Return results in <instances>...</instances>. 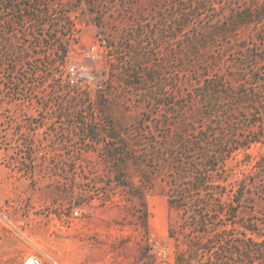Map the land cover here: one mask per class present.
<instances>
[{"label":"rangeland","instance_id":"rangeland-1","mask_svg":"<svg viewBox=\"0 0 264 264\" xmlns=\"http://www.w3.org/2000/svg\"><path fill=\"white\" fill-rule=\"evenodd\" d=\"M22 1L0 0V264H264V0Z\"/></svg>","mask_w":264,"mask_h":264},{"label":"built area","instance_id":"built-area-1","mask_svg":"<svg viewBox=\"0 0 264 264\" xmlns=\"http://www.w3.org/2000/svg\"><path fill=\"white\" fill-rule=\"evenodd\" d=\"M98 43L100 46L104 45V41L99 40ZM95 46H91V50H94ZM85 55L89 56V50L85 52ZM84 71V68L82 64H80L78 61L69 62L66 65V74H67V80L70 83H76L78 81V78L80 77L81 72ZM0 217H4V210L0 209ZM24 264H44L43 261L40 259V257L29 254L24 259ZM50 264H64L62 261H59L57 259L51 258Z\"/></svg>","mask_w":264,"mask_h":264},{"label":"trees","instance_id":"trees-1","mask_svg":"<svg viewBox=\"0 0 264 264\" xmlns=\"http://www.w3.org/2000/svg\"><path fill=\"white\" fill-rule=\"evenodd\" d=\"M9 1H11V0H6V3H8ZM18 1V4H13L14 6H15V8H18L19 7V5H21V4H24V6H27L28 8H30V9H34L35 7H33L32 6V2L31 3H27L26 1H22V0H17ZM1 4H2V2H1ZM9 6H12V4L10 3L9 4ZM22 8H24V7H22ZM43 12V11H42ZM33 21H36V18H34L33 17ZM202 224H204V225H208V223H202ZM202 226V225H201ZM199 231H201V232H206V228H202V229H199ZM245 247L249 250V251H254V250H256V251H258L255 247H254V245L252 244V243H246L245 244ZM257 253V252H256ZM261 253H263V251H262V249H261ZM260 254V253H259ZM236 264H238V263H236Z\"/></svg>","mask_w":264,"mask_h":264}]
</instances>
